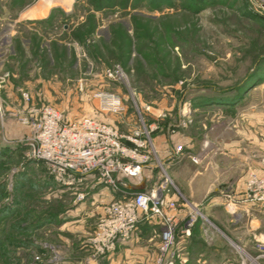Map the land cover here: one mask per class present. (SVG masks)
Here are the masks:
<instances>
[{"label": "rangeland", "instance_id": "374dc122", "mask_svg": "<svg viewBox=\"0 0 264 264\" xmlns=\"http://www.w3.org/2000/svg\"><path fill=\"white\" fill-rule=\"evenodd\" d=\"M90 1L0 0V264H154L158 253V229L96 252L90 240L98 214H90V196L78 203L44 164L29 159V108L51 107L65 121L89 117L123 136L143 132L156 116L173 124L178 108L186 112L182 130L199 148L190 157L195 165L178 171L176 182L170 176L182 197L191 181L193 199L215 184L232 196L229 180L264 159V86L241 85L258 62L264 69V16L251 13L249 0H112L126 1L125 8L102 12ZM116 65L126 82L106 77ZM232 88L238 92L227 94ZM220 92L235 104L224 110L186 104ZM99 94L120 98L123 110L101 111ZM254 237L264 245V233ZM217 239L209 227L204 241Z\"/></svg>", "mask_w": 264, "mask_h": 264}, {"label": "built area", "instance_id": "2783aa9c", "mask_svg": "<svg viewBox=\"0 0 264 264\" xmlns=\"http://www.w3.org/2000/svg\"><path fill=\"white\" fill-rule=\"evenodd\" d=\"M249 2L251 13L264 16V0ZM105 74L112 81H127L119 65ZM97 97L101 111L118 114L123 110L120 98L102 94ZM26 101L29 102V97ZM186 114L181 113L177 121L169 125V135L187 126L189 119ZM24 123L30 126L28 143L32 152L29 159L44 164L56 186L74 193L78 203H84L98 187L111 191L113 200L102 205L90 240V245L101 255L114 251L117 245L124 244L140 232L141 225L147 224L160 230L154 264H178L177 261L186 264L185 258L179 255L177 234L189 239L199 223L205 227V233L209 227L214 228L200 206L190 204L180 196L166 165L159 158L151 142L152 133L158 129L157 124L145 128L143 132L123 136L115 126L89 117L65 121L61 113L48 106L29 108ZM182 151V146L175 145L166 154L169 159L176 160ZM192 161L197 163L195 159ZM261 164L262 175L250 176L240 200L233 202L231 196L225 198L234 204L264 205V159ZM151 165L158 174L152 187L137 190L123 188V179L140 185L144 170ZM88 181L92 184L87 186ZM178 205L189 209L182 223L176 214ZM259 250L264 257V245H259ZM251 263L254 261L250 260Z\"/></svg>", "mask_w": 264, "mask_h": 264}, {"label": "crops", "instance_id": "0c3cea01", "mask_svg": "<svg viewBox=\"0 0 264 264\" xmlns=\"http://www.w3.org/2000/svg\"><path fill=\"white\" fill-rule=\"evenodd\" d=\"M259 65L260 64L258 62V66L255 69V74H252V77L247 79L246 82L241 83V85L249 86V84L254 83L252 87L255 88L258 86H264V69ZM260 69L263 70L260 71ZM232 100L233 99H229L225 94L214 98L189 101L186 102V104L192 110L199 108H216L224 110L229 106L231 107L232 104H235ZM181 113L182 111L178 108L176 111L177 119L180 117ZM154 118L155 122H153V124H157L159 120L165 119L164 117L159 119L158 116ZM208 135L209 132L204 133L202 141L204 139L208 140ZM159 137L163 140V144L159 141ZM156 139L159 141L157 142L156 140V143H158V149L155 148L158 150V154L160 156L159 158L161 159L162 163L166 165L170 176L174 182H176V174L178 171H182L187 163L191 162L190 164H196L192 163L190 157L197 156V148H199L198 139L192 135H188L185 130H179L174 135H169V132H166V134L160 133L156 135ZM175 145L182 146L185 151L186 157L183 158L182 162L180 157H178L176 160H171L166 154ZM159 147L162 149H159ZM241 158L244 159V155L241 156ZM248 163L249 165L245 173H242L237 178H235L234 183L232 182L233 180H229L228 182L229 184H232L234 190L233 195L231 196L233 202L241 199L242 193L245 189V183L251 175L261 176L263 173L260 161ZM157 179L158 174L151 165L149 168L144 170V179L140 185L132 184L131 182L124 179L122 180V185L126 190L150 188L155 184ZM191 182L188 183L187 187H183L185 188L182 193L184 196L183 198H185L190 204H193L197 207L200 206L205 218L212 223L214 227L212 229L217 234H219L221 239L213 241L210 245L207 244L204 241V236L207 235V232L205 233V227L200 223L193 229L192 235L189 239L181 238L178 233L176 236V241L177 247L179 249V255L180 257L185 258L184 260L187 261L186 264H199L201 262L208 264H250V260L254 261V263L251 264H264V257H261L259 245L254 244V236L264 233L262 232L264 230H261L259 227L260 219L264 217V205L254 206L249 204L231 203L229 199L225 198V196L229 195L220 194L219 191L221 186L224 187L225 184L207 186L201 197H196L193 199L190 197L192 193L187 192V189L193 186L191 185L193 184ZM91 184L92 182L88 181L87 186ZM194 184L196 185L197 183ZM180 192H182V190ZM90 194L92 203L90 204L91 209H89V211H91V215L101 214L102 205L113 200L111 191L102 187L96 188ZM172 198L174 200L176 199L175 197ZM81 206L83 209L85 205L81 204ZM188 212L189 209L187 207L178 205L176 214L180 223H182V221L186 218ZM217 212L221 213V219L220 216L215 217ZM240 230H245V232H243L244 237L240 236L242 233ZM148 232H150V230L146 229L143 233L148 234ZM177 263L182 264L179 263V261H177Z\"/></svg>", "mask_w": 264, "mask_h": 264}, {"label": "trees", "instance_id": "16d2710c", "mask_svg": "<svg viewBox=\"0 0 264 264\" xmlns=\"http://www.w3.org/2000/svg\"><path fill=\"white\" fill-rule=\"evenodd\" d=\"M89 5H91L90 7L95 9L96 11L98 12H102V11H110V10H120V9H117V8H125L126 6V1L124 4H118L116 3L115 1H112V0H94V1H90ZM124 5V7H122ZM263 21H264V18H263ZM121 67V65H119ZM123 67H125V65H122ZM122 68V67H121ZM231 92H238L237 91V88H232L231 90L227 91L226 93H231ZM226 93L224 92H220V96L222 95H225ZM222 94V95H221ZM167 119H161L157 122V126H158V129L152 133L153 135H157V134H166V132H168V129H169V125L171 124L170 122L166 121ZM173 123V122H172ZM174 124V123H173ZM182 130V129H180ZM183 152L184 149H183ZM34 164L38 165V164H41V163H36V162H33ZM146 229H158V227L156 226H149L147 224H144V225H141L140 226V232L143 233ZM159 235V233H158Z\"/></svg>", "mask_w": 264, "mask_h": 264}]
</instances>
